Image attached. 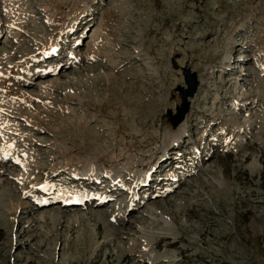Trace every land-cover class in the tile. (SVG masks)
<instances>
[{
	"label": "rangeland",
	"instance_id": "374dc122",
	"mask_svg": "<svg viewBox=\"0 0 264 264\" xmlns=\"http://www.w3.org/2000/svg\"><path fill=\"white\" fill-rule=\"evenodd\" d=\"M0 68V264H264V0H0Z\"/></svg>",
	"mask_w": 264,
	"mask_h": 264
},
{
	"label": "bare ground",
	"instance_id": "6f19581e",
	"mask_svg": "<svg viewBox=\"0 0 264 264\" xmlns=\"http://www.w3.org/2000/svg\"><path fill=\"white\" fill-rule=\"evenodd\" d=\"M8 7H7V10L8 11H11V8H10V5L8 4L7 5ZM50 38V40L46 43V44H41V46H40V49L42 50L41 52H46V51H50V48H51V46H52V44L53 45H55L56 44V41H54V39H52L51 37H49ZM98 38H99V36H98V33H94V35H92L91 36V41L90 42H92V44H93V46L95 45V44H97L98 43ZM54 42V43H53ZM54 49V48H53ZM58 53H55V54H52V56L53 55H57ZM59 55V54H58ZM94 55H95V52L93 51V50H91V51H88L87 52V56H89V57H94ZM8 55H4L2 58H5V57H7ZM8 58V57H7ZM7 58H5V59H7ZM4 59V60H5ZM0 78H2V79H4V77H5V75H6V73H8V69L7 68H0ZM58 84V79L57 78H55V79H52V80H50V81H47L46 82V84H42V85H40L39 86V93H41V95H43L44 93H48L50 90H51V88L50 87H52V86H55V85H57ZM50 88V89H49ZM2 91L4 90L5 91V89H1ZM21 95L22 96H26L28 99H30V98H32V95H30V94H27L25 91H23L22 90V92H21ZM0 105H1V103H0ZM13 105L12 104H10L9 105V107H12ZM8 109V108H7ZM8 122V121H7ZM9 123V122H8ZM8 123H6L5 121H4V119H3V116H1L0 115V126H2V128L3 127H9V124ZM1 128V127H0ZM180 134H177L176 135V137H178ZM0 140H2V142L0 143V146L2 145V147L0 148V153H2V152H5L7 149H11V146L9 145V143L7 144L6 143V140H10V139H7V138H4V137H0ZM11 142V141H10ZM9 151V150H8ZM7 151V152H8ZM11 151H13L12 149H11ZM11 155V153L9 154V156ZM12 155H14V151L12 152ZM1 157V156H0ZM12 157V156H11ZM14 157H16V156H14ZM19 157V156H18ZM93 158L94 157H92V158H88L87 159V161H86V163L84 164V174H97V172L100 170V166H99V164L98 163H94V161H93ZM18 159V158H17ZM16 160V159H15ZM18 160H20V162L23 164V165H25V162L23 161V159H21L20 157H19V159ZM108 174L110 175V176H112V177H115L117 174H115L114 173V171H109L108 172ZM98 176V175H97ZM17 177L19 178V181L20 180H22V179H24V173H19L18 175H17ZM17 178V179H18ZM94 179V178H93ZM143 179V178H142ZM141 179V180H142ZM42 184H45L44 186H41ZM39 187H41V189H46V187H47V184L46 183H41V184H39L38 185ZM76 193L77 192H73V191H70V192H65V191H63V192H60L59 194H62L63 195V197L61 198L62 200H65V199H67V200H65L66 201V203H68V205H71V206H73L72 204H74V205H78V204H80L79 202H78V200L80 201V199H76V200H74V197L76 196ZM80 196H82V198L84 197V200H87V198H88V193H86L85 195H81L80 193H78ZM94 196V195H93ZM99 196V198H97V203H96V206L98 205V206H100V205H103L104 204V201H105V199L104 198H106L105 196H101V194L100 195H98ZM91 197V196H90ZM83 200V201H84ZM88 200H89V198H88ZM54 200H46V201H44L43 202V204H48V203H51V202H53ZM82 201V202H83ZM63 202V201H62ZM76 202V203H75ZM81 202V201H80ZM81 202V203H82ZM66 203H64L65 205H67ZM78 203V204H77ZM46 213V212H45ZM52 213H50V214H48L49 216H53V215H51ZM55 215V214H54ZM45 215L44 214H41L40 215V218H42V217H44ZM55 217V216H54ZM72 217V216H71ZM80 218V217H79ZM70 219V218H69ZM72 219V221H73V218H71ZM70 219V220H71ZM75 220H77V217H75L74 218ZM78 221V220H77ZM160 241L161 240H159L158 242H157V246H159V243H160ZM176 242L175 241H172L171 242V244L169 243V245L171 246V245H174ZM130 256L129 255H124L123 257H122V260L121 261H123V260H126V259H128ZM107 264H110V262L109 263H107Z\"/></svg>",
	"mask_w": 264,
	"mask_h": 264
},
{
	"label": "water",
	"instance_id": "95a60500",
	"mask_svg": "<svg viewBox=\"0 0 264 264\" xmlns=\"http://www.w3.org/2000/svg\"><path fill=\"white\" fill-rule=\"evenodd\" d=\"M193 87L191 88V91H190V94L192 95L193 94V92H194V90H195V83L193 82V85H192ZM182 117H181V115H180V119H181Z\"/></svg>",
	"mask_w": 264,
	"mask_h": 264
}]
</instances>
